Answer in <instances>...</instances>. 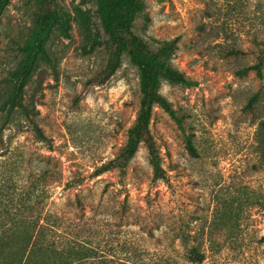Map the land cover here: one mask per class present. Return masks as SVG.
Wrapping results in <instances>:
<instances>
[{"label":"rangeland","instance_id":"rangeland-1","mask_svg":"<svg viewBox=\"0 0 264 264\" xmlns=\"http://www.w3.org/2000/svg\"><path fill=\"white\" fill-rule=\"evenodd\" d=\"M140 1L132 32L187 81L157 80L173 116L154 106L148 127L167 183L153 179L143 143L123 174L94 176L124 146L140 93L126 53L106 81L89 82L108 51L90 2L57 0L50 61L24 89L27 115L7 97L33 10L28 0L2 10L0 264L31 249V225L51 209L61 237L119 263L188 264L196 246L202 264H264V0ZM255 65L260 73H240ZM39 246L30 264H54Z\"/></svg>","mask_w":264,"mask_h":264},{"label":"trees","instance_id":"trees-1","mask_svg":"<svg viewBox=\"0 0 264 264\" xmlns=\"http://www.w3.org/2000/svg\"><path fill=\"white\" fill-rule=\"evenodd\" d=\"M8 1L0 0V14ZM87 1L92 6L93 13L96 16L97 28L108 50L104 64L89 79V82L101 84L106 81L119 67L122 54L126 53L130 63L138 69L140 93L136 119L134 125L127 132L124 146L115 158L100 165L94 171V176L111 169H118L120 174H123L127 162L136 153L138 145L143 143L150 158L153 179L167 183L168 178L160 164L158 152L148 127L154 106L160 107L170 116H173L169 104L157 91V80L162 77L168 81L183 84H186L187 81L181 73L166 65L161 53L150 51L144 42L132 32L131 27L134 16L141 7L140 0ZM28 3L33 10L36 26L21 49L24 56L18 62L14 72L15 80L12 91L7 97L9 109L16 110L22 115L28 114L26 105L22 103L24 89L40 70L41 64L50 61L46 43L53 28L59 22L57 0H28ZM250 70H256L257 73H260L258 65L247 67L240 73H246ZM33 110H35L34 107ZM261 126L264 135V123ZM187 148L191 154H195L189 141ZM44 220V225H38V227H36L37 223L31 225V235L28 238L31 249L22 248L19 250L14 257L15 264H30L38 248L40 250V243L44 244L42 250L53 256L54 264H124L118 262L117 255L101 254L90 243L61 237L59 235L61 225L58 223L59 218L55 209H51L45 215ZM181 239L185 240L182 236ZM109 256L116 260H107ZM205 258V252L196 246L188 247L184 253V260L188 264H202Z\"/></svg>","mask_w":264,"mask_h":264}]
</instances>
